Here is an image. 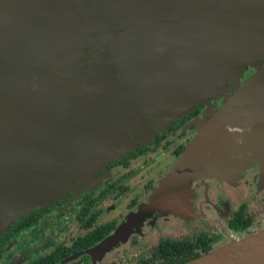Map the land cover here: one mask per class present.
I'll list each match as a JSON object with an SVG mask.
<instances>
[{
  "label": "water",
  "instance_id": "water-1",
  "mask_svg": "<svg viewBox=\"0 0 264 264\" xmlns=\"http://www.w3.org/2000/svg\"><path fill=\"white\" fill-rule=\"evenodd\" d=\"M263 53L264 0H0V234L75 193L88 158L100 159L93 178L107 153L119 158L144 138L135 135L147 134L146 119L169 120L218 96L242 62ZM263 126L264 68L197 124L140 210L95 249L126 236L178 188L220 176L249 148L264 150L255 133ZM179 264H264V227Z\"/></svg>",
  "mask_w": 264,
  "mask_h": 264
},
{
  "label": "flooded vegetation",
  "instance_id": "flooded-vegetation-1",
  "mask_svg": "<svg viewBox=\"0 0 264 264\" xmlns=\"http://www.w3.org/2000/svg\"><path fill=\"white\" fill-rule=\"evenodd\" d=\"M253 72L254 70L249 69L243 71L238 81L242 82ZM231 93L229 88L227 95ZM224 99L223 95L209 97L206 104L216 109ZM206 104L198 103L165 124H161V121L153 124L148 120V124L149 121L151 123L150 135L137 141L134 148L119 158L107 161L103 168L97 170L94 177L98 179V183L83 191L75 201L74 209L70 211L73 221L78 223V233L67 243H56V239L58 232L67 227L66 218L70 212L66 216H60L61 219L52 225L53 231L46 217L60 215L54 213V210L56 206L60 207L68 202L73 196L71 191L56 199L54 205L46 204L14 219L0 234V264H30L47 259L64 249L71 251L51 264H160L158 255L161 252H175L171 249L158 251L159 244L163 242L189 243L193 238L205 235L212 238V245L217 246L228 237L241 238L264 227V150L260 149L246 153L244 167L229 180L202 178L192 181L186 195H181L182 192L176 197V202L149 211L146 218L128 228L124 239H117L103 250L95 249L104 238L127 222L130 213L134 212L146 192L162 174L161 169H165L180 155L196 133L195 122L206 118ZM151 153L153 155L143 163V159L147 158L145 156ZM140 160L142 163H138ZM137 163L138 166L134 167ZM144 178L150 179L146 187L145 182L141 181ZM139 182L142 183L138 184ZM221 188L227 192L238 189L237 191L245 192L247 197L224 195ZM78 189H81V185ZM128 198L131 199L127 201ZM121 210L125 213H122V218H117ZM238 211L249 220L242 229H234L228 225ZM169 219L173 221L172 226H168ZM157 222L161 226V232L154 233L152 229H156ZM104 225H110L111 228L101 239L84 248L75 249L80 241ZM123 241L127 242L128 247L138 249L133 258L122 256L121 250L114 252ZM32 255L35 256L31 258Z\"/></svg>",
  "mask_w": 264,
  "mask_h": 264
},
{
  "label": "rangeland",
  "instance_id": "rangeland-1",
  "mask_svg": "<svg viewBox=\"0 0 264 264\" xmlns=\"http://www.w3.org/2000/svg\"><path fill=\"white\" fill-rule=\"evenodd\" d=\"M241 65V67H240V71H239V77H241L242 76V74H243V71H248V69L249 70H254V72L253 73H251V75L250 76H248V77H251V76H253L255 73H257L260 69H262V68H264V53L262 54V55H259L257 58H255V59H251L250 61H244V62H242V64H240ZM242 71V72H241ZM247 77V78H248ZM245 78V77H244ZM247 78H245V79H243L242 80V82L244 81V80H246ZM239 81H237V82H233V83H231V85H230V87L229 88H231V90H232V92H233V90H234V88L236 87V86H238V84H240V83H242V82H239ZM232 94V93H231ZM230 94V95H231ZM229 95V94H228ZM227 95V96H228ZM224 101H225V99H224ZM224 101H221V103H220V107L222 106V103L224 102ZM218 107V106H217ZM216 107V108H217ZM214 110H216V109H213V111ZM162 120V118H156V119H154V121H153V124L155 123V122H157V123H159L160 121ZM115 121V120H114ZM158 126H156V128H157ZM261 128V130H262V132L260 133V134H262V136L260 137V139L261 140H263L264 141V126L263 127H257L256 128V130H255V133L257 134V132H258V130ZM197 129V127H195V130ZM147 130L149 131L150 130V126H147ZM143 134V133H142ZM255 135V134H254ZM136 137H138V138H142L144 135H140V134H136L135 135ZM131 140H132V136H131ZM142 139H140V140H137V141H141ZM136 141V142H137ZM249 140H247L246 142H248ZM177 143V142H176ZM129 144H131V142L130 143H126V141H124V142H121V143H119V147H120V149L121 148H123V150L124 149H128L129 147ZM254 150H260V146H257V147H253V148H249L246 152H243L244 154H242V152L241 153H239L238 155H237V157L233 160V161H229V162H227L226 164H225V166L223 167V171L220 173V176H218V175H211V176H213V177H200V178H197V179H195V180H199V179H202V178H216L217 180H219V179H225V180H229L228 178H231V176L232 175H234V174H236L240 169H242L243 167H244V165H245V163H246V153H248V152H252V151H254ZM111 153H113L114 155L113 156H115L117 153H116V151L115 150H112V152ZM153 153H155V152H153ZM153 153H151L149 156H145V157H147V158H144L143 159V163L144 162H146V159H148V158H150L151 157V155H153ZM105 154V153H104ZM107 155V157H106V162L107 161H109V160H111V159H114V158H109L108 156H109V153H107L106 154ZM112 156V157H113ZM100 162V159L99 158H94L93 160H92V157H90V158H88V161H86L85 162V164H84V166L82 167V169H80L79 170V172L80 171H83V173H79L78 175H75L74 177H75V180L76 179H78L79 180V182L78 183H76V188H77V191L75 192V193H73V196H71L67 201L68 202H66L64 205H62V206H56V208H55V210H54V213H56V214H60L59 216H54V215H49V216H47L46 217V220L48 221V225L49 226H51V230L53 231L54 229L52 228L53 226L52 225H55L54 223L55 222H57L58 220H60L61 218H60V216L61 215H68L69 214V212L72 210V209H74V205H75V201L79 198V196H80V194L83 192V191H85V190H87L88 188H91L92 186H94V184H96V183H98V179L96 178V177H94L93 176V178L92 177H90V175L88 174L89 173V171H90V169L92 168V167H97L98 166V163ZM174 162V161H173ZM173 162H171L170 164H168L167 165V167L165 168V169H161V172H162V174L160 175V177L158 178V180L155 182V184L161 179V177L169 170V167H170V165L171 164H173ZM138 163H142V160H140ZM138 163L137 164H135V166L134 167H136V166H138ZM75 167V165H73V166H70V172H71V169H73ZM41 168V166H38V169H40ZM236 168H238L237 170H235ZM79 169V168H78ZM235 170V171H234ZM97 171V170H96ZM95 171V172H96ZM232 171V172H231ZM231 172V173H230ZM84 173H87L86 175H84ZM94 175V174H93ZM141 181H144L145 182V184H144V186L146 187L149 183H150V179L149 178H144V180H141ZM194 181V180H193ZM88 182H90V183H88ZM135 183V187H136V182H134ZM140 183H142V182H139L138 184H140ZM37 184V181L36 182H34V185H36ZM81 185V189H78V186H80ZM259 185V184H258ZM48 186V185H47ZM261 186V185H260ZM144 188V187H143ZM47 189V188H46ZM53 189H54V191H59L58 190V188L56 187V186H53ZM257 189V188H256ZM238 190V189H237ZM233 191V190H231V191H229V192H227V190L226 189H224V188H221V192L222 193H224V195L225 194H227V195H234V197H238L239 195H242V196H245V197H247L246 196V194H245V192H243V191ZM49 190L47 189V193H46V195H48L49 194V192H48ZM251 197H253V195L251 194L250 195ZM249 197V196H248ZM35 198H36V195L34 194V196H33V199L35 200ZM131 198H128L127 199V201H129ZM34 200H32L31 201V203L32 204H34L33 202H34ZM55 200H56V198H55ZM54 200V201H55ZM48 205H54V202L52 203V204H48ZM125 206V205H124ZM66 207H70L69 209H64V208H66ZM126 207H128V203L126 204ZM65 210V211H64ZM64 211V212H63ZM122 213H125L123 210H121V212H119V214L117 215V218H119V217H123L122 216ZM67 219V221H68V224L66 225L67 227L66 228H64L63 229V231L62 230H60L59 232H58V236H57V239H56V243H67L71 238H73L75 235H76V233H78V230L76 229L77 228V226H78V223L77 222H74L73 221V219H72V212H70V215H69V217H67L66 218ZM172 220L171 219H169V223L170 224H168V226H172ZM121 223V222H120ZM160 224H159V222H157V227H156V229L154 228V229H152L153 230V232L154 233H159V232H161V226H159ZM149 231H151V229H149ZM242 238V237H241ZM124 239V238H123ZM117 250H121L122 252H123V255L122 256H126V257H128L129 259H131V258H133L134 257V253L138 250L137 248H131V247H128V245H127V242H125V241H123V242H121V245H119L118 246V248L116 249V250H114V252L115 251H117ZM129 251V252H128ZM35 255H32L31 256V258H33Z\"/></svg>",
  "mask_w": 264,
  "mask_h": 264
},
{
  "label": "trees",
  "instance_id": "trees-1",
  "mask_svg": "<svg viewBox=\"0 0 264 264\" xmlns=\"http://www.w3.org/2000/svg\"><path fill=\"white\" fill-rule=\"evenodd\" d=\"M249 223V220L244 217V215L241 213V211L236 212L232 219L228 222V225L231 228L234 229H242ZM110 225H104L100 227V229L93 231L86 239L80 241L78 245H76L75 249H81L89 244L95 242L96 240L101 239L104 234L110 229ZM212 238L209 236H198L192 239L189 243L184 242H176L174 243H168L163 242L159 244L158 251H162L163 249H171L175 250L173 253H163L161 252L158 255V260L160 264H178L180 262H183L189 258L195 257L203 252H206L213 247L212 245ZM71 249H64L61 252H57L53 254L51 257L43 260H39L30 264H51L61 256L67 254ZM110 264H116V263H110Z\"/></svg>",
  "mask_w": 264,
  "mask_h": 264
},
{
  "label": "crops",
  "instance_id": "crops-1",
  "mask_svg": "<svg viewBox=\"0 0 264 264\" xmlns=\"http://www.w3.org/2000/svg\"><path fill=\"white\" fill-rule=\"evenodd\" d=\"M238 78H239V76H237V80L236 81H234V82H237L238 81ZM231 83H233V82H230V80H228V84H227V86H226V88L222 91V92H220V94L218 95V96H216V97H220L221 95H223L224 96V98H225V100H226V97H227V90L229 89V87H230V85H231ZM239 83V82H238ZM210 96H207V97H205L204 98V100L203 101H200V102H198V103H205L206 104V100L209 98ZM216 97H212V98H216ZM197 103V104H198ZM196 105V104H195ZM207 105V113H206V118H204V119H199V120H197L196 122H195V125H196V127H197V124H200V123H202V122H204V121H206V120H208V118L210 117V115H211V113L213 112V109L211 108V107H209L208 106V104H206ZM220 106V105H219ZM137 108H139V109H143L144 107L140 104V105H138L137 106ZM190 109V108H189ZM189 109H183V110H181L178 114H176L175 116H177V115H179V114H181V113H183V112H186L187 110H189ZM217 109V108H216ZM175 116H173L172 118H174ZM172 118H170L169 120L167 119V120H162L161 121V124H165L166 122H169ZM146 119V118H145ZM148 120L149 119H146L145 120V126H150L151 125V123H150V121H149V124H148ZM196 133H197V129H196ZM196 133H195V135L193 136V138L196 136ZM151 134V132L149 133V131L147 132V134H144V137L146 136H148V135H150ZM192 138V139H193ZM191 139V140H192ZM190 140V141H191ZM190 141L185 145V147L190 143ZM185 147H184V149H185ZM183 149V150H184ZM183 150H182V152H183ZM182 152L180 153V155L174 160V162H176L177 161V159L181 156V154H182ZM173 162V163H174ZM172 165V164H171ZM171 165H170V167H171ZM169 167V168H170ZM228 179H230V178H228ZM158 183V182H157ZM156 183V184H157ZM156 184H154L153 186H151L150 187V189L146 192V194L144 195V197L142 198V200L140 201V203L138 204V206H137V208L134 210V212H131L130 213V215H129V217H131V216H133V214H135L138 210H140V208H141V205H142V203L144 202V200H145V198H146V196L148 195V194H150V191H151V189L156 185ZM190 184V183H189ZM189 184L188 185H186L185 187H180V188H178V190H177V192H176V194L174 195V196H172L168 201H167V203H166V205H170V203L171 202H176V197H178L182 192V194L181 195H183V194H185V193H187L186 191H187V189H188V187H189ZM186 195V194H185ZM164 207V206H163ZM155 207H152V208H150L149 210H147V213L143 216V218L142 219H140V220H143L144 218H146V216H148L149 214H148V212L149 211H151L152 209H154ZM158 208H160V207H158ZM128 217V218H129Z\"/></svg>",
  "mask_w": 264,
  "mask_h": 264
},
{
  "label": "built area",
  "instance_id": "built-area-1",
  "mask_svg": "<svg viewBox=\"0 0 264 264\" xmlns=\"http://www.w3.org/2000/svg\"><path fill=\"white\" fill-rule=\"evenodd\" d=\"M228 238L233 239L232 237H228Z\"/></svg>",
  "mask_w": 264,
  "mask_h": 264
}]
</instances>
